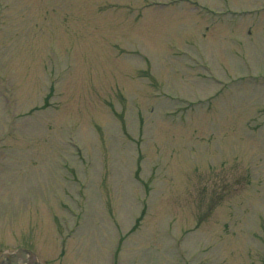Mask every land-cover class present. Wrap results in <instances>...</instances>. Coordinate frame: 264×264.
Returning a JSON list of instances; mask_svg holds the SVG:
<instances>
[{
	"label": "rangeland",
	"instance_id": "rangeland-1",
	"mask_svg": "<svg viewBox=\"0 0 264 264\" xmlns=\"http://www.w3.org/2000/svg\"><path fill=\"white\" fill-rule=\"evenodd\" d=\"M0 264H264V0H0Z\"/></svg>",
	"mask_w": 264,
	"mask_h": 264
}]
</instances>
